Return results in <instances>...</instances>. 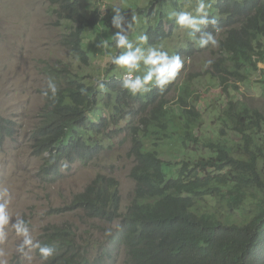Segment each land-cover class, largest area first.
I'll return each instance as SVG.
<instances>
[{"label":"trees","instance_id":"1","mask_svg":"<svg viewBox=\"0 0 264 264\" xmlns=\"http://www.w3.org/2000/svg\"><path fill=\"white\" fill-rule=\"evenodd\" d=\"M49 1L55 14L72 24L63 38L70 56L87 65L83 36L99 24L100 15L94 10L84 21L76 0ZM210 15L219 31L213 26L207 31L226 33L220 41V57L210 63L221 74L225 92L249 81L253 72L264 76V69H259L264 64V0H218L216 13ZM162 17L145 31L148 45L174 35L175 22L166 28ZM101 19L113 27L112 17ZM194 50L191 42L184 53L191 55ZM64 72L67 69L53 67L49 78L58 81ZM76 79L77 75L68 78L54 99L44 96L40 122L30 132L32 154L43 159L38 176L52 185L75 163H91L104 149L97 136L113 139L123 129L111 130V125H123L128 116L142 114L139 126L128 122L124 128L133 132L129 157L135 161L131 177L136 188L123 212L120 182L98 174L69 203L52 207L49 217L78 214L83 222L119 225L108 233V246L92 259L90 250L101 247L87 242L78 227L70 222L46 226L39 241L54 247V255L45 261L36 249L43 264H116L118 253H127L128 264H264V113L260 109L231 101L228 108L212 111L215 120L210 115L207 131L204 112L189 104L190 94L170 103L166 99L170 88L161 92L153 87L150 93L133 96L121 87V79L111 78L102 89L109 113L96 118L93 112L101 90ZM14 127L0 117L2 136L12 137ZM181 129L185 146L191 143L200 159L206 157L203 154L213 157L198 162L160 157L158 141L174 138ZM147 137H155L156 149L149 150ZM213 199L218 204L215 209L207 203Z\"/></svg>","mask_w":264,"mask_h":264},{"label":"rangeland","instance_id":"2","mask_svg":"<svg viewBox=\"0 0 264 264\" xmlns=\"http://www.w3.org/2000/svg\"><path fill=\"white\" fill-rule=\"evenodd\" d=\"M79 4L81 20L87 21L92 17L94 10L100 19L106 15L107 21L113 17L111 8H122L125 15V29L127 23H133L128 30L129 39L135 40L139 34H145L150 26H155L163 17L166 28L174 19H169L173 11H194L198 0H76ZM212 3L210 14L216 13L218 0H209ZM152 15H149L150 11ZM49 0H0V117L14 123L15 132L12 137L2 136L0 133V201L8 199L10 202L8 212L10 224L6 226L7 238L0 242V262L2 264H43L37 257L36 249L26 248L23 253L17 251L21 243L19 236L11 227L16 218H23L28 222L35 240L39 241L43 229L50 225H61L70 222L78 227V233L87 242L97 248L92 252L91 259L102 247L108 246L106 238L108 233L116 230L119 222L112 225L99 220L82 221L78 214H64L49 217L47 212L69 203L73 196L81 193L96 179L98 174L114 177L120 182L122 196V209L126 212L131 205L135 193L136 182L131 177L135 165L129 152L133 146L132 131L124 130L126 124L133 123L139 126L142 116H128L123 125H111L110 129H123V133L108 140L104 136H97L104 145L101 155L88 164L80 162L71 166V170L63 173L64 177L54 184L42 182L38 176L43 165V159L32 154L30 132L40 122L41 108L44 106L42 90L46 89L49 80V71L56 67L67 69L63 77L54 80L57 89L66 86L68 78L79 77L81 84L97 87L93 83L99 77L103 82L111 78L121 79L122 72L118 66L112 65L106 58L105 51L96 47L101 40H106L114 35L117 29L108 28L104 19H99V24L87 32L83 37V47L87 52V65L70 56L68 49L63 44V38L69 32L71 23L63 17L59 18ZM225 32H219L216 38L219 46L216 48H203L194 42L196 50L193 54H185L192 42L188 33L176 25L175 33L164 42L156 45L169 55L181 53L184 68L180 75L172 81L166 99L168 103L178 102L179 98L190 94L187 98L192 107L204 112L206 130L211 128L209 117L215 120L212 111L218 108L226 109L230 102H236L244 107L260 109L264 113V76L260 72H253L249 81L236 83L237 89L231 86L229 93L225 92L222 76L212 69L209 62L220 57V41L225 37ZM93 38L91 39V37ZM110 44L114 42L109 40ZM118 53L121 50L112 49ZM264 69V64L259 65ZM235 82H230L233 85ZM98 107L94 109V117L107 115L108 99L105 91L100 89ZM106 104V105H105ZM140 106L134 107L135 110ZM207 109V110H206ZM98 111V112H96ZM156 129H153L155 131ZM182 129L177 131L174 138L158 141L160 157L172 162L182 158H191L193 161H205L213 155L203 154L200 159L191 143L185 146L182 140ZM91 137L90 133L85 135ZM232 137L234 135L232 134ZM146 141L149 150L156 149L153 140ZM153 142V145H152ZM200 155V156H199ZM203 156V157H204ZM175 174L177 171L173 170ZM211 207H218L215 200H208ZM116 264H128L127 253H118Z\"/></svg>","mask_w":264,"mask_h":264},{"label":"clouds","instance_id":"3","mask_svg":"<svg viewBox=\"0 0 264 264\" xmlns=\"http://www.w3.org/2000/svg\"><path fill=\"white\" fill-rule=\"evenodd\" d=\"M212 3L209 0H198L194 11H173L169 14V19H174L175 24L179 28L188 33L192 42L200 48H216L219 41L214 32L207 31L209 26L215 28L217 20L211 16ZM112 26L117 29L114 35L106 40H101L96 45L97 48L103 49L107 60L115 66H118L122 72L121 87L131 95H143L150 93L153 87L163 92L172 81H174L181 70L184 68V60L177 54L169 55L168 52L162 51L157 46H147V34H139L135 40L129 39L128 30L132 29L133 22L127 23V31L125 29V15L121 7L113 6ZM113 41V44L109 43ZM112 49L121 50L118 53ZM211 63V62H209ZM99 89L105 88L103 77H99L93 81ZM57 86L54 81L49 78L46 89L42 90V95L54 99L57 94ZM82 91H86L82 90ZM8 199L0 201V242L7 238L6 226L10 224V216ZM15 232L22 237L21 243L17 246V251L23 253L26 248L37 249L40 257L47 261L54 255V247L35 240L30 226L23 218H16L11 224ZM2 264V262H0Z\"/></svg>","mask_w":264,"mask_h":264},{"label":"bare ground","instance_id":"4","mask_svg":"<svg viewBox=\"0 0 264 264\" xmlns=\"http://www.w3.org/2000/svg\"><path fill=\"white\" fill-rule=\"evenodd\" d=\"M114 79H119V78L115 77Z\"/></svg>","mask_w":264,"mask_h":264}]
</instances>
